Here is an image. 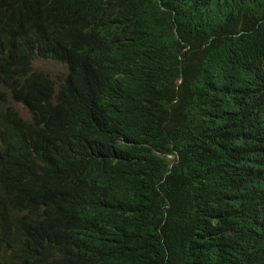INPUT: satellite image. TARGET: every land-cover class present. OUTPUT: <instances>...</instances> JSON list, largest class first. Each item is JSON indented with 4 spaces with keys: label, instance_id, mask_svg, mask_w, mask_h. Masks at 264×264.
<instances>
[{
    "label": "trees",
    "instance_id": "1",
    "mask_svg": "<svg viewBox=\"0 0 264 264\" xmlns=\"http://www.w3.org/2000/svg\"><path fill=\"white\" fill-rule=\"evenodd\" d=\"M0 264H264V0H0Z\"/></svg>",
    "mask_w": 264,
    "mask_h": 264
},
{
    "label": "rangeland",
    "instance_id": "2",
    "mask_svg": "<svg viewBox=\"0 0 264 264\" xmlns=\"http://www.w3.org/2000/svg\"><path fill=\"white\" fill-rule=\"evenodd\" d=\"M33 64L37 70L41 71L42 74L47 75L55 83H59V81L67 74L66 65L54 59H36ZM14 106L21 117H29L27 110L20 103H15Z\"/></svg>",
    "mask_w": 264,
    "mask_h": 264
},
{
    "label": "clouds",
    "instance_id": "3",
    "mask_svg": "<svg viewBox=\"0 0 264 264\" xmlns=\"http://www.w3.org/2000/svg\"><path fill=\"white\" fill-rule=\"evenodd\" d=\"M188 49V47H185L184 48V50H187ZM178 82H180V80L178 81ZM26 109V108H25ZM28 112V111H27ZM29 114V113H28ZM24 119H29V117L28 118H24ZM167 158H170V159H172V155L171 154H164ZM178 163V160H177V162H175V163H173V165L174 164H177ZM158 185V184H157ZM161 186V185H160ZM159 185H158V189H159V193H160V195L161 196H163L164 197V195H163V193H162V191H161V187H160ZM164 201H165V205H166V209H168L169 207H170V202H169V200L168 199H166L165 197H164Z\"/></svg>",
    "mask_w": 264,
    "mask_h": 264
},
{
    "label": "bare ground",
    "instance_id": "4",
    "mask_svg": "<svg viewBox=\"0 0 264 264\" xmlns=\"http://www.w3.org/2000/svg\"><path fill=\"white\" fill-rule=\"evenodd\" d=\"M2 89V88H1ZM4 91V90H3Z\"/></svg>",
    "mask_w": 264,
    "mask_h": 264
}]
</instances>
